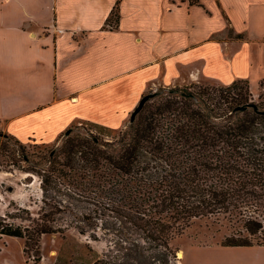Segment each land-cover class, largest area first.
Masks as SVG:
<instances>
[{
  "label": "trees",
  "instance_id": "obj_1",
  "mask_svg": "<svg viewBox=\"0 0 264 264\" xmlns=\"http://www.w3.org/2000/svg\"><path fill=\"white\" fill-rule=\"evenodd\" d=\"M220 89L203 100L188 86L161 88L124 127L97 124L110 138L64 134L48 166L32 171L43 193L38 216L25 226L0 223V234L23 239L24 254L40 264L41 236L63 232L56 216L64 207L49 194L58 186L127 223L164 258L175 257L171 241L198 219L233 228L221 246L261 245L264 109L249 101L244 79ZM129 244L122 254L91 259L59 252L54 264H134L144 255Z\"/></svg>",
  "mask_w": 264,
  "mask_h": 264
},
{
  "label": "crops",
  "instance_id": "obj_2",
  "mask_svg": "<svg viewBox=\"0 0 264 264\" xmlns=\"http://www.w3.org/2000/svg\"><path fill=\"white\" fill-rule=\"evenodd\" d=\"M0 5L12 8L5 16L9 24L0 26V45L6 39L41 42L36 60L19 59L16 70L5 68L0 52V105L5 102L0 120L19 140L34 136L52 143L80 120L120 129L141 97L156 88L202 80L228 86L244 79L255 97L264 81V0H0ZM38 63L44 72H33ZM22 78L32 89H24ZM8 86L30 90L29 102L9 106L2 98Z\"/></svg>",
  "mask_w": 264,
  "mask_h": 264
},
{
  "label": "rangeland",
  "instance_id": "obj_3",
  "mask_svg": "<svg viewBox=\"0 0 264 264\" xmlns=\"http://www.w3.org/2000/svg\"><path fill=\"white\" fill-rule=\"evenodd\" d=\"M11 11L12 8L0 5V26L9 24L5 16ZM25 41L27 44L24 43ZM38 44L41 45L40 40L6 39L5 44L0 45V52H5V68L16 70L15 65L22 58L36 60L35 51ZM24 48H27V53L22 55L21 50ZM34 68L37 71L33 72H44L40 63ZM15 75L19 76L10 73V77ZM27 80L22 78L20 82L24 89H32L31 81ZM39 81H42V78ZM183 86H188L198 98L203 100L207 95L218 96L222 91L220 88L226 87L202 80L165 89L183 88ZM159 89L161 88L147 93H154ZM21 90L8 86L7 93L2 94V98L5 97L4 100L10 103L9 106L17 108L14 106L29 102L25 93L31 91ZM203 90L209 92L205 94ZM249 101L264 109V81L261 82L260 93L255 97L251 94ZM4 103L2 102L0 106L5 107ZM67 129L71 130L70 135L93 134L110 138L105 136L106 132L101 131L97 124L80 120L73 122L52 143H43L34 136L19 140L5 131L0 120V223L25 226L31 224L32 219L38 216V211L42 207L43 193L40 188V178L32 171L48 166L50 154L62 143ZM49 194L61 201L64 207L56 216L57 224L63 228V232L41 236L40 264H54L59 252L64 253L67 259L76 255L91 259L96 256L122 254L132 246L129 244L131 241L140 245L139 249L144 255L134 264H264V228L262 234H259L262 237L261 245L221 246L218 242L233 228L226 221L212 222L198 219L171 241V249L175 252V257L164 258L160 254L162 249L143 243L127 223L121 222L110 212H101L93 202L79 200L69 191L66 192L58 186ZM83 215L91 219L83 221L81 220L84 218ZM77 226H82L86 233L81 234ZM233 227L237 229L236 225ZM23 245L24 240L21 238L0 234V264H33L32 258L24 254Z\"/></svg>",
  "mask_w": 264,
  "mask_h": 264
},
{
  "label": "water",
  "instance_id": "obj_4",
  "mask_svg": "<svg viewBox=\"0 0 264 264\" xmlns=\"http://www.w3.org/2000/svg\"><path fill=\"white\" fill-rule=\"evenodd\" d=\"M155 93L153 92H149L147 94H144L141 99L139 100L138 104L135 106V108L133 109V111L131 112L130 114V117H129V121H132L136 115V113L141 109V107L143 106V104L149 100V98H151ZM70 129H67L65 131V134H69L70 133Z\"/></svg>",
  "mask_w": 264,
  "mask_h": 264
},
{
  "label": "bare ground",
  "instance_id": "obj_5",
  "mask_svg": "<svg viewBox=\"0 0 264 264\" xmlns=\"http://www.w3.org/2000/svg\"><path fill=\"white\" fill-rule=\"evenodd\" d=\"M181 253H179V256H180Z\"/></svg>",
  "mask_w": 264,
  "mask_h": 264
}]
</instances>
